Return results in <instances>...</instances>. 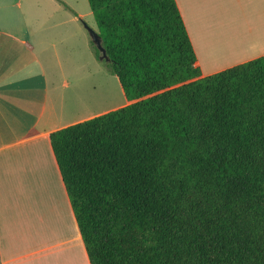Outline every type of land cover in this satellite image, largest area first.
<instances>
[{
  "label": "trees",
  "instance_id": "trees-1",
  "mask_svg": "<svg viewBox=\"0 0 264 264\" xmlns=\"http://www.w3.org/2000/svg\"><path fill=\"white\" fill-rule=\"evenodd\" d=\"M127 104L50 147L89 264H264V56L203 77L176 0H87Z\"/></svg>",
  "mask_w": 264,
  "mask_h": 264
},
{
  "label": "crops",
  "instance_id": "crops-1",
  "mask_svg": "<svg viewBox=\"0 0 264 264\" xmlns=\"http://www.w3.org/2000/svg\"><path fill=\"white\" fill-rule=\"evenodd\" d=\"M176 3L203 77L264 56V0ZM89 17L62 0H0V264H89L49 142L93 118L60 106L77 50L94 58Z\"/></svg>",
  "mask_w": 264,
  "mask_h": 264
},
{
  "label": "rangeland",
  "instance_id": "rangeland-1",
  "mask_svg": "<svg viewBox=\"0 0 264 264\" xmlns=\"http://www.w3.org/2000/svg\"><path fill=\"white\" fill-rule=\"evenodd\" d=\"M62 1H65L75 8L86 9L90 12L87 0ZM87 22L88 24H82L83 27L85 28V26H87L94 32L96 31L95 33H98V28L93 18L89 17ZM85 30L87 31L86 28ZM87 33L89 35L88 31ZM78 52L79 50H77L75 60L69 62V71L71 74L66 78L71 85L68 94L62 95L60 104L61 109L64 110L65 113H70L73 120H81L125 106L127 102L125 101L116 78L109 73L105 62L97 60L95 56V47L93 46L94 58L91 60L82 57ZM66 217L64 212H62L61 219L64 228L67 230V233L70 234L69 230L72 226Z\"/></svg>",
  "mask_w": 264,
  "mask_h": 264
},
{
  "label": "water",
  "instance_id": "water-1",
  "mask_svg": "<svg viewBox=\"0 0 264 264\" xmlns=\"http://www.w3.org/2000/svg\"><path fill=\"white\" fill-rule=\"evenodd\" d=\"M85 28L89 32L92 43L97 48V50L101 53L100 59L101 60H103V59L108 60V58L106 57L104 50L101 46V41H100L99 35L97 33H95L93 30L89 29L87 26H85Z\"/></svg>",
  "mask_w": 264,
  "mask_h": 264
},
{
  "label": "bare ground",
  "instance_id": "bare-ground-1",
  "mask_svg": "<svg viewBox=\"0 0 264 264\" xmlns=\"http://www.w3.org/2000/svg\"><path fill=\"white\" fill-rule=\"evenodd\" d=\"M62 213V211H60Z\"/></svg>",
  "mask_w": 264,
  "mask_h": 264
}]
</instances>
